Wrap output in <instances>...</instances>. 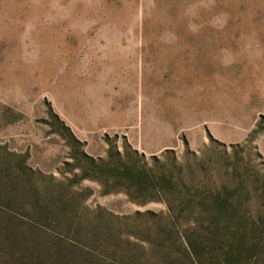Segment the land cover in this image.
Here are the masks:
<instances>
[{
    "label": "rangeland",
    "instance_id": "374dc122",
    "mask_svg": "<svg viewBox=\"0 0 264 264\" xmlns=\"http://www.w3.org/2000/svg\"><path fill=\"white\" fill-rule=\"evenodd\" d=\"M69 134L95 159L128 146L146 167L169 168L174 213L80 178ZM22 162L76 195L81 222L135 249L151 247L152 220L125 216L159 215L184 237L195 225L190 194L219 196L234 210L231 229H217L209 201L195 235L203 264L228 250L231 231L241 256L232 264H264V0H0V184ZM42 230L111 261L73 233Z\"/></svg>",
    "mask_w": 264,
    "mask_h": 264
},
{
    "label": "trees",
    "instance_id": "16d2710c",
    "mask_svg": "<svg viewBox=\"0 0 264 264\" xmlns=\"http://www.w3.org/2000/svg\"><path fill=\"white\" fill-rule=\"evenodd\" d=\"M69 135L76 149V155L73 157L76 162L72 166L82 171L80 178L89 176L118 184L120 188L116 190H122L130 198L141 203L162 200L174 213L177 206H173L172 203L177 195L176 184L165 165L158 166V170L155 171L146 167L142 158L128 146L124 154L112 150L107 158L95 159L81 149L82 143L79 140ZM36 174L40 175L22 162L20 170L13 178L9 177L5 184H0V264H203L206 248L195 235H200L199 229H203L199 213L206 212L205 207L209 201L214 203L218 216L217 229L221 228L225 233L231 229L232 222L228 221V217L234 215V210L228 209L226 201L219 196L211 199L196 188L188 200V207L193 205L195 209L192 220L195 225L190 228V234H187L186 230L184 237L177 235L176 238L175 228L170 219L163 222L159 215L137 212L132 216H125L124 220L132 221L133 218L142 215L150 217L152 220L151 226L148 227L150 232L144 235L149 237L151 234L154 239L150 241L151 247L148 249L131 248L124 245L123 240L116 237L112 229L108 228L110 237L104 238L94 221L84 223L76 218L77 197L68 191L62 181H57L56 184L52 177H49L47 182L42 179L39 182L38 178H35ZM1 204L7 208L24 209L34 223L26 225L13 219L8 211H4ZM223 217L220 225V218ZM43 226L56 228L64 233H73L90 247L99 246L111 261L102 262L90 251L78 249L76 244L71 245L64 240L48 237L42 230ZM235 237L236 233L231 231L230 239L227 240L228 250L219 253L220 258L216 257L212 264L223 262L232 264L238 259L240 252L236 251V246L240 241L237 242ZM239 261L240 259L238 263Z\"/></svg>",
    "mask_w": 264,
    "mask_h": 264
}]
</instances>
